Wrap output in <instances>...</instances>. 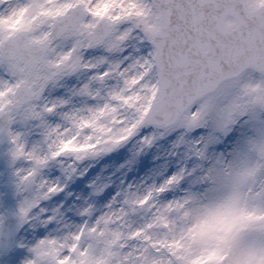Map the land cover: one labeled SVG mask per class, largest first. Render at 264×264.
<instances>
[{
  "label": "rangeland",
  "instance_id": "obj_1",
  "mask_svg": "<svg viewBox=\"0 0 264 264\" xmlns=\"http://www.w3.org/2000/svg\"><path fill=\"white\" fill-rule=\"evenodd\" d=\"M77 4L80 25L37 66L1 49L19 30L49 39ZM101 18L110 32L89 45ZM158 27L151 0H0V221L21 217L0 264H264V72L148 124Z\"/></svg>",
  "mask_w": 264,
  "mask_h": 264
},
{
  "label": "water",
  "instance_id": "obj_2",
  "mask_svg": "<svg viewBox=\"0 0 264 264\" xmlns=\"http://www.w3.org/2000/svg\"><path fill=\"white\" fill-rule=\"evenodd\" d=\"M160 10V27L152 36L157 49L160 90L151 103L146 121L170 124L195 99L234 76L248 65L264 72V6L248 10L245 0H153ZM85 11L77 5L54 21L50 40L8 45L26 67H35L51 46V40L75 29ZM233 26H224L227 15ZM110 25L100 20L84 38L95 44L109 33ZM25 38V35L22 36ZM19 38V41L23 39ZM30 95L29 87L18 86L12 106L23 105ZM21 226L19 214L0 221V252L13 244Z\"/></svg>",
  "mask_w": 264,
  "mask_h": 264
},
{
  "label": "bare ground",
  "instance_id": "obj_3",
  "mask_svg": "<svg viewBox=\"0 0 264 264\" xmlns=\"http://www.w3.org/2000/svg\"><path fill=\"white\" fill-rule=\"evenodd\" d=\"M145 41V40H144Z\"/></svg>",
  "mask_w": 264,
  "mask_h": 264
}]
</instances>
